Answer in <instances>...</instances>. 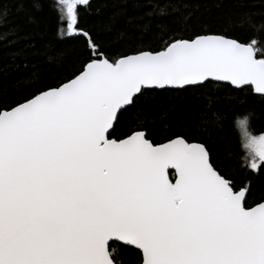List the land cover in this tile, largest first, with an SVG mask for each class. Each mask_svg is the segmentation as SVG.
<instances>
[{"label": "snow or ice", "instance_id": "obj_1", "mask_svg": "<svg viewBox=\"0 0 264 264\" xmlns=\"http://www.w3.org/2000/svg\"><path fill=\"white\" fill-rule=\"evenodd\" d=\"M63 3L75 32L88 0ZM81 34L91 47L72 78L0 110V264H115L112 238L139 264H264V197L249 205L202 143L110 138L145 90L214 79L264 94L258 41L197 34L113 59ZM246 147L264 168V135Z\"/></svg>", "mask_w": 264, "mask_h": 264}, {"label": "trees", "instance_id": "obj_2", "mask_svg": "<svg viewBox=\"0 0 264 264\" xmlns=\"http://www.w3.org/2000/svg\"><path fill=\"white\" fill-rule=\"evenodd\" d=\"M78 25L67 29L63 0H0V110L72 78L89 55L87 31L113 59L160 51L173 38L223 34L253 38L264 50V0H88L77 4ZM259 55V54H258ZM251 114L264 135V94L208 82L183 90H145L117 119L112 139L143 131L153 144L177 137L202 143L237 188H250L249 205L264 197V168L251 170L234 118ZM174 181V180H173ZM115 264H139L138 251L109 245Z\"/></svg>", "mask_w": 264, "mask_h": 264}, {"label": "clouds", "instance_id": "obj_3", "mask_svg": "<svg viewBox=\"0 0 264 264\" xmlns=\"http://www.w3.org/2000/svg\"><path fill=\"white\" fill-rule=\"evenodd\" d=\"M251 114L245 113L243 115H238L234 118V126L237 128L239 135L241 136V149L249 150L246 145L252 137H258L259 135L253 133L250 129Z\"/></svg>", "mask_w": 264, "mask_h": 264}, {"label": "water", "instance_id": "obj_4", "mask_svg": "<svg viewBox=\"0 0 264 264\" xmlns=\"http://www.w3.org/2000/svg\"><path fill=\"white\" fill-rule=\"evenodd\" d=\"M209 82H214V83H218V84H224V85H230V86H232L234 89H244V88H253L252 86H242V87H236V86H233V85H231L230 84V82H220V81H215L214 79H210L209 80ZM208 83V82H207ZM203 84H206V83H203ZM203 84H200V85H198V86H201V85H203ZM190 87H197V86H186V87H184L183 89H186V88H190ZM183 89H175V88H169V89H166V90H183ZM155 90H165V89H155ZM132 105V104H131ZM130 105V106H131ZM130 106H125L124 108H123V110H119L118 111V116H117V118L114 120V126H115V124H116V122H117V119H118V117H119V115H120V113L122 112V111H124L126 108H128V107H130ZM113 131V129H111L110 130V134H111V132ZM146 138V137H145ZM151 142V141H150ZM167 143V142H166ZM171 171H174V170H170V172ZM174 182V181H173ZM111 242H118L119 244H122V245H124V246H128V245H126L123 241H120V240H118L117 238H112L110 241H109V243H108V247H109V245H110V243ZM128 247H130V246H128Z\"/></svg>", "mask_w": 264, "mask_h": 264}, {"label": "rangeland", "instance_id": "obj_5", "mask_svg": "<svg viewBox=\"0 0 264 264\" xmlns=\"http://www.w3.org/2000/svg\"><path fill=\"white\" fill-rule=\"evenodd\" d=\"M79 4V3H78ZM65 5V4H64ZM66 7V6H65ZM246 152H247V155L249 156V157H251V152H250V150H246Z\"/></svg>", "mask_w": 264, "mask_h": 264}]
</instances>
